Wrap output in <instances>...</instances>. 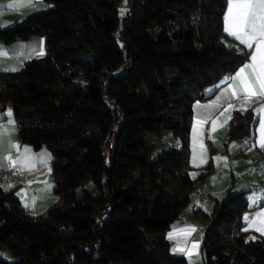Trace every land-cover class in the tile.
<instances>
[{"label": "trees", "instance_id": "trees-1", "mask_svg": "<svg viewBox=\"0 0 264 264\" xmlns=\"http://www.w3.org/2000/svg\"><path fill=\"white\" fill-rule=\"evenodd\" d=\"M44 1L0 29L5 43L44 38L43 55L0 70V107L21 143L50 152L57 199L34 215L16 186L0 188V245L13 256L0 264H187L166 233L195 188L193 104L248 58L226 42L227 0ZM253 125L251 111L236 113L228 140ZM167 130L172 144L151 157ZM198 170L202 183L213 168ZM250 210L230 187L210 212L194 211L206 222L203 264H264V236L249 237L243 220Z\"/></svg>", "mask_w": 264, "mask_h": 264}, {"label": "crops", "instance_id": "crops-1", "mask_svg": "<svg viewBox=\"0 0 264 264\" xmlns=\"http://www.w3.org/2000/svg\"><path fill=\"white\" fill-rule=\"evenodd\" d=\"M13 2L14 0H0V29L10 26L29 14L49 7V4L44 0H29L27 6L22 8L9 7ZM226 10L227 4L223 13V30L227 35L226 42L234 45L239 52L247 51L248 58L231 75L207 89V93L211 94L207 100L197 101L193 104V117L189 132V164L192 167L191 176L195 188L188 206L184 208L180 218L173 222L166 233L172 253L186 258L193 256L201 249L206 226L205 221L194 216V211L200 209L206 213L210 212L214 199L221 198L230 187L233 192H244L247 198L248 207L251 210L243 214V220L246 229L249 230V237L264 236V233L256 230L259 222L253 223L256 221L257 214L264 212V155L259 152L260 146L258 144L260 125L264 121V98L253 97L250 102L244 103L242 93L237 96L231 94L234 87L232 77L246 63L251 62L254 46L251 49L247 48L225 31ZM41 51L44 53V38L41 36L34 35L26 40L10 43L0 40V53H6V55H0V70L19 69L26 60L39 56ZM229 104L233 105V108L228 109ZM7 108H10L8 104L1 106L0 112ZM248 110L253 114L254 125L251 135L229 141L228 128L231 118L236 113ZM3 120L4 118L0 113V169L9 167L19 172L13 186L20 187L14 189V194L22 199L24 195L21 193L26 190L25 195L27 197L24 200L26 203L21 202L23 207L30 214H38L50 205H48V193L30 188V186L34 187L30 184V178L41 169V166H37L38 161L32 160L34 156L31 152L28 153L30 161L23 165V170H20L21 164H17L15 168L10 166V161L13 159L16 161L20 158L19 154L15 155V152H12L14 151L12 144H18V139L14 125H9L6 128ZM197 121H201V123L198 124ZM213 121H215V127ZM225 121L227 122L225 123ZM10 127L12 129H9ZM4 144L5 146H3ZM201 144L204 145L206 151L201 150ZM23 156L24 153H22L20 160ZM2 157L9 158L7 159L9 166L1 160ZM217 157L226 159L217 160ZM207 163L211 164L213 170L202 183L206 184L209 195L206 199H196L194 191L201 184L198 179V169ZM3 187L4 185L1 188ZM19 197L18 199H20ZM190 228L194 231L190 233L184 231ZM169 234H172L171 239ZM193 244L197 245L195 251H191ZM178 247H182L184 251L177 250ZM190 251L191 255H189Z\"/></svg>", "mask_w": 264, "mask_h": 264}, {"label": "snow or ice", "instance_id": "snow-or-ice-1", "mask_svg": "<svg viewBox=\"0 0 264 264\" xmlns=\"http://www.w3.org/2000/svg\"><path fill=\"white\" fill-rule=\"evenodd\" d=\"M28 2L29 0H14L9 7L22 8L27 6ZM225 31L247 48L251 49L254 46L251 62L246 63L232 77L234 85L231 92L232 96L242 93L244 103L250 102L253 97L257 99L264 98V0H228L225 14ZM39 54L43 55V52L41 51ZM0 55H6V53H0ZM231 108H233V105L229 104L228 109ZM228 109H225V111H228ZM197 123L199 124L201 121H197ZM213 126L215 127V121H213ZM258 144L261 148H264V121L260 125ZM200 147L202 151H206L203 144ZM29 152L30 149H24L22 160L11 161V166L15 168L17 164H21L20 170H23V165L30 161ZM4 159L9 158L5 157ZM216 159L226 158L217 157ZM245 219H248V217H245ZM257 221L259 223L256 230L264 233V212L258 213L256 221H253V223H257ZM184 231L190 233L194 229L190 228ZM169 238H172V234H169ZM196 248L197 245L193 244L191 251H195ZM177 250L184 251L182 247H178ZM191 251L189 255H191Z\"/></svg>", "mask_w": 264, "mask_h": 264}, {"label": "rangeland", "instance_id": "rangeland-1", "mask_svg": "<svg viewBox=\"0 0 264 264\" xmlns=\"http://www.w3.org/2000/svg\"><path fill=\"white\" fill-rule=\"evenodd\" d=\"M0 113H1V116H3V118H4L3 121L5 123L6 128H8L9 125H12V124L14 125V131H15L16 137L18 139V144L17 143L12 144V149L14 150L12 152H15V155L19 154V156H20L19 160H20L22 153H24V149H26V148L30 149V152L33 153V156H34V159L32 158V160H36V162L38 161L39 163L37 164V166L38 165H39V167L41 166V169L36 171L32 175V177L30 178V184H32L34 186V187L30 186V188L31 189L35 188V190L37 189V190H40L42 192L48 193V198H49L48 205L52 204L53 202L56 201L57 197L53 192L54 181L52 178L51 168L49 165L50 152L47 150V148L45 146H42L38 150H33L27 144L21 143V141L19 140V136H18V132H17V126H16V123L14 121L11 108H7L6 110H4ZM9 113H10V115H9ZM9 129H12V128L10 127ZM173 143L175 145L179 144L178 140H175ZM166 144H172L171 132L168 130L164 131V133L162 134V136L160 138L155 139V145L151 151V157H156V155L159 152V150L161 149V147L166 145ZM3 146H5V144ZM15 155H14V157H15ZM1 160L4 161L6 163V165L9 166V163H8L9 161L7 159H4L2 157ZM13 161H15V160L13 159ZM10 166H11V163H10ZM7 168H9V167H6V169ZM13 185H14L13 183L5 184L4 187L2 188V191H4V192L9 191L11 189V187H13ZM18 187H20V186H17V188ZM17 188L15 187V190ZM25 194H26V190L21 193V195H24L22 197V199L18 196L20 198L19 199L20 202H22L24 204L26 203V201H24V200L27 197ZM0 254H2L6 258V260H8L10 262L13 261V256H12L11 252L7 249L6 246L0 245ZM202 257H203L202 252L199 249L198 252L196 254H194L193 256H190L187 258L185 257V258H186L187 264H203V258Z\"/></svg>", "mask_w": 264, "mask_h": 264}, {"label": "built area", "instance_id": "built-area-1", "mask_svg": "<svg viewBox=\"0 0 264 264\" xmlns=\"http://www.w3.org/2000/svg\"><path fill=\"white\" fill-rule=\"evenodd\" d=\"M117 127H114V132H116ZM113 138L110 137L107 146L105 147L106 156L109 155L111 146H112ZM259 152L264 155V148L259 147ZM19 175L18 171L13 168L0 169V188L6 183H15L16 177ZM209 195L206 184L201 183L196 187L194 191V196L196 199H206Z\"/></svg>", "mask_w": 264, "mask_h": 264}]
</instances>
